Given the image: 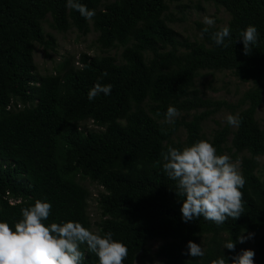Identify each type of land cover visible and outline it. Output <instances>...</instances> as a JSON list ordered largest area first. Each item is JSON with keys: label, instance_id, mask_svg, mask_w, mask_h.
<instances>
[{"label": "trees", "instance_id": "16d2710c", "mask_svg": "<svg viewBox=\"0 0 264 264\" xmlns=\"http://www.w3.org/2000/svg\"><path fill=\"white\" fill-rule=\"evenodd\" d=\"M103 1L78 0L95 10L92 26L102 48L130 43L121 53L122 63L83 54L78 66L68 57L53 73L37 77L35 44L46 57L55 47L54 38L42 31L46 16L58 32L72 26L86 33L88 20L67 7V0H0V222L14 231L22 208L39 199L52 205L46 226L73 221L92 231L89 192L81 184L89 180L106 192L98 199L96 234L111 231L113 239L128 248L124 264H134L145 243L155 239L164 241L156 256L165 264H212L220 257L233 264L231 258L245 249L244 243L237 242L234 252L223 244L235 242L242 233L254 234L246 241L257 238L254 264H264V181L256 160L264 156V128L255 119L264 92V0H215L232 17L228 47L211 39L221 27L197 23L210 47L185 43L187 53L178 52L177 35L164 20L167 2L181 0ZM249 25L257 28L259 37L245 55L243 42L237 40ZM204 69L230 71L252 87L236 105L203 99L193 85ZM96 83L112 85L111 94L89 101L88 92ZM169 106L179 111L174 123L165 119ZM222 108L240 109L229 150L232 161H240L246 181L241 189L244 212L219 226L203 217L185 223L180 211L184 197L176 195L177 182L163 171L161 152L181 128L186 138L178 149L200 141L202 123ZM87 120L104 130H85L81 125ZM229 134L224 127L210 142L218 155H223ZM243 153L248 156L239 157ZM202 238V258L183 254L189 241L199 245ZM81 251L83 264H99L86 245Z\"/></svg>", "mask_w": 264, "mask_h": 264}, {"label": "clouds", "instance_id": "9594fccd", "mask_svg": "<svg viewBox=\"0 0 264 264\" xmlns=\"http://www.w3.org/2000/svg\"><path fill=\"white\" fill-rule=\"evenodd\" d=\"M67 7L78 11L86 20L95 16V10H90L78 2L67 0ZM203 23L214 26L215 20L205 16ZM204 32L208 28H204ZM230 28L222 26L214 32L211 39L217 46L228 47L226 38L230 37ZM258 30L249 25L240 32L244 45V54L250 55L252 46L257 44ZM107 75V73H104ZM112 85L96 83L88 92L89 101L99 94L110 95ZM179 111L169 106L165 114L167 123H174ZM227 122L236 126L237 117L229 114ZM163 171L167 177L176 181V195L184 197L182 220L188 223L203 217L204 220L222 225L228 218L237 220L244 212L243 192L245 179L238 170L239 161L233 162L228 155H218L212 143L206 140L195 142L183 150L169 146L161 152ZM159 164V161H157ZM52 205L49 202L36 200L34 206L22 208V219L15 224V230L7 223L0 222V264H83L85 253L81 246L86 245L87 251L94 253L99 264H124L128 256V248L113 239L111 231L103 236L94 233L79 222L51 223L46 226L44 221L49 219ZM254 234L246 237L243 233L236 241H226L224 249L235 251L236 243H245ZM184 255L193 258L203 257L204 249L189 241ZM255 252L243 250L233 256V264H254ZM228 261V258H227ZM212 264H226L225 258L220 257Z\"/></svg>", "mask_w": 264, "mask_h": 264}, {"label": "rangeland", "instance_id": "374dc122", "mask_svg": "<svg viewBox=\"0 0 264 264\" xmlns=\"http://www.w3.org/2000/svg\"><path fill=\"white\" fill-rule=\"evenodd\" d=\"M115 0H104L103 5L114 2ZM168 10L164 13L165 23L176 33L177 50L179 53H187L185 43H205V40L199 30L197 23H201L207 27H222L228 26L231 21V14L221 5L217 4L215 0H181L177 3L167 2ZM208 16L215 20L214 26H208L203 23V18ZM51 17L46 16L42 21V31L45 35H50L55 40V47L53 51H48L49 57H46L41 46L35 44L33 52V62L35 65L34 74L37 77L46 76L54 72L58 63L65 58L71 57L73 64L78 66L81 55L85 54L91 58H101L110 56L116 60L117 64L122 63L121 53L129 46V42L116 44L111 48H102L98 42V33L92 26V20H88V32H78L74 27H70L66 32L55 31L51 27ZM171 47H167V50ZM252 87L250 82L243 83L239 81L230 71L220 70H199L194 80L193 89L203 99L211 101H223L230 105H236L242 98L243 94ZM145 110L148 109V102L143 104ZM238 110L230 108H222L215 114L209 116L201 125V140L211 142L214 135L222 128L227 127L229 135L223 147V155H228L232 158L233 150H229L232 139V133L237 129V125L233 126L227 122L229 114L237 117ZM183 115V114H182ZM191 115L187 116L189 120ZM180 116V115H179ZM178 116V117H179ZM176 117V118H178ZM255 119L261 128H264V92L261 97V103L258 106ZM124 125V121H120ZM87 131L100 132L104 129L93 124L92 121L87 120L81 125ZM186 138L184 129H179L178 132L171 138V147L179 148ZM248 156L243 153L239 157ZM232 160V159H231ZM258 162V173L264 181V156L256 158ZM240 163V161H239ZM239 170V168H238ZM81 184L88 190V208L87 213L92 224V231L96 233L95 223L99 221L100 210L98 206V199L100 196L106 194L101 186L97 183H91L89 180L82 181ZM13 201L11 200L10 203ZM206 240L202 238L199 245L204 249ZM255 240L246 241L244 243L245 249H250L255 252ZM163 240L155 239L147 241L143 249L137 254L134 264H165V260L158 258L156 253L159 247L163 244Z\"/></svg>", "mask_w": 264, "mask_h": 264}]
</instances>
